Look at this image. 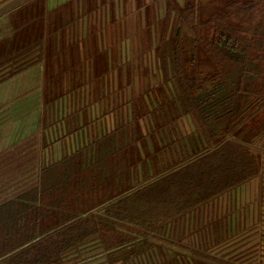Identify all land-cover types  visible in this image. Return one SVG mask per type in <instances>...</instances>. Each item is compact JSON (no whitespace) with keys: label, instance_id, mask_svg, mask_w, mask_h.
Masks as SVG:
<instances>
[{"label":"trees","instance_id":"1","mask_svg":"<svg viewBox=\"0 0 264 264\" xmlns=\"http://www.w3.org/2000/svg\"><path fill=\"white\" fill-rule=\"evenodd\" d=\"M200 1L167 6L136 62L143 82L118 103L106 73L126 60L108 57L96 25L73 40L102 3L33 0L11 19L0 85L41 65L44 122L33 184L0 201V264H264V211L240 204L254 181L264 202L261 2L226 0L199 24Z\"/></svg>","mask_w":264,"mask_h":264},{"label":"rangeland","instance_id":"2","mask_svg":"<svg viewBox=\"0 0 264 264\" xmlns=\"http://www.w3.org/2000/svg\"><path fill=\"white\" fill-rule=\"evenodd\" d=\"M63 0H56L58 3ZM70 1V0H65ZM97 4L102 3L101 11L98 13H91L82 18H80L74 25V41L84 38H89L91 36L93 26L97 27V40L99 42V46L105 49L108 47V57L114 55L116 51L117 58H124L126 63L121 67L122 69H113L106 73V79L108 80V87L111 90H114V96L112 97L115 101L117 97V101L121 96L126 94L125 86L127 89H132L136 87L141 78H139L138 74H135L136 71V62H140V50L143 51V59L144 63L148 62V50L151 48V43L154 40L155 36H159V32L161 29V23L163 18L165 17V11L169 4H184V0H96ZM226 0H201L198 2V13L196 16V20L199 24H202L205 21H208L211 13L218 8L220 3L225 2ZM55 1H53L54 4ZM261 2V1H260ZM258 18L255 24V36L256 37H264V0L263 6L258 10ZM97 16V17H96ZM184 32V37L187 40L191 38V35L195 36V32L190 26L186 24L181 27ZM111 40L112 45L108 42ZM116 46V48H115ZM140 46L143 48L140 49ZM113 48V49H112ZM101 49V50H103ZM129 64H128V62ZM130 65V66H129ZM129 66V67H128ZM127 67L132 71V82L131 85H126L127 80ZM37 74L38 72L35 71ZM34 76H35V74ZM32 74V77H33ZM42 76V75H41ZM41 79V78H40ZM41 81V80H40ZM35 82V95L33 92V84L29 82L30 91L31 92V103L37 102L39 99V91L41 82ZM143 82V81H142ZM254 89L264 90V82H260L259 79L253 81ZM20 83L18 84L19 87ZM123 86V87H121ZM42 88V85H41ZM103 105L100 107V113H102ZM121 110H117L115 115L120 116ZM123 112H128V107H123ZM112 115L108 117V121H112ZM14 128V127H13ZM58 130V129H57ZM63 137L65 138V133L63 131V125L60 129ZM55 131V130H54ZM4 132L7 135L3 140V144L7 146V142L12 141L13 134L16 137H21L25 135L28 130H25L24 125H17L16 129L13 131ZM25 133V134H24ZM55 133V132H54ZM59 133V130H58ZM69 135H66V137ZM60 137V133H59ZM70 137V136H69ZM67 137L66 140L69 138ZM56 139V138H54ZM53 139V140H54ZM31 142V145H30ZM30 142H21L20 146L17 147H7L0 148V201L9 196V194L18 192L20 188L23 186L33 184L35 177L31 176L32 168L36 165L35 163V155L37 148L34 145V139ZM62 141L55 142L52 148L54 149L55 157L60 156L62 154ZM64 145V144H63ZM69 149V148H68ZM254 185L246 188L244 193L241 195L240 204L242 205V211L248 213L251 218L255 213H260L262 210L264 211V202L262 197H260L259 192L261 191V185L257 186L256 181L253 182ZM259 183V182H258ZM260 184H262V180H260ZM264 219V216L261 215V218L257 221L260 226H263L261 220ZM264 221V220H263ZM251 222H248V226L250 228ZM262 224V225H261ZM254 228V227H253Z\"/></svg>","mask_w":264,"mask_h":264},{"label":"crops","instance_id":"3","mask_svg":"<svg viewBox=\"0 0 264 264\" xmlns=\"http://www.w3.org/2000/svg\"><path fill=\"white\" fill-rule=\"evenodd\" d=\"M33 0H0V36L8 32L12 26V18H17V13L22 10L25 4ZM47 8L51 9L59 4L65 2L56 0H44ZM53 1L54 4H53ZM261 1L260 8L263 6V0ZM37 71L38 74L35 72ZM34 73L35 76H34ZM33 74V77H32ZM42 66L36 65L32 69H29L18 76L6 81L0 85V148L17 147L21 145V142H30L34 139L35 148H37L35 155V162L38 155V144L40 140L41 125L44 122L42 115L41 105V84L39 91V99L34 104L31 103L30 86L35 82L40 81L42 83ZM41 78V79H40ZM31 82V85L29 84ZM20 83L19 87L18 84ZM33 84V85H34ZM35 90V85L32 87ZM35 95L38 93L36 90L33 92ZM104 104V103H103ZM101 107V106H100ZM100 107L98 110H100ZM103 109V108H102ZM24 125L25 130L28 132L21 137H16L13 134V140L7 142V146L3 144L5 136L10 131L16 129L17 125ZM14 127V128H13ZM6 132V133H4ZM31 145V142H30ZM37 163V162H36ZM35 163V164H36ZM35 166L32 168L31 176H34Z\"/></svg>","mask_w":264,"mask_h":264}]
</instances>
